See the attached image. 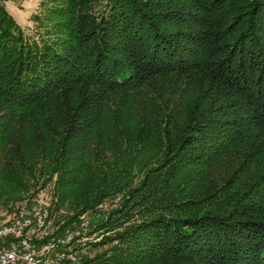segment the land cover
<instances>
[{"label":"trees","instance_id":"16d2710c","mask_svg":"<svg viewBox=\"0 0 264 264\" xmlns=\"http://www.w3.org/2000/svg\"><path fill=\"white\" fill-rule=\"evenodd\" d=\"M6 1L0 207L111 202L78 264H264V0Z\"/></svg>","mask_w":264,"mask_h":264},{"label":"built area","instance_id":"2783aa9c","mask_svg":"<svg viewBox=\"0 0 264 264\" xmlns=\"http://www.w3.org/2000/svg\"><path fill=\"white\" fill-rule=\"evenodd\" d=\"M88 226L82 219L81 231L65 228L33 199L0 223V264H78L88 253V246L78 243Z\"/></svg>","mask_w":264,"mask_h":264},{"label":"rangeland","instance_id":"374dc122","mask_svg":"<svg viewBox=\"0 0 264 264\" xmlns=\"http://www.w3.org/2000/svg\"><path fill=\"white\" fill-rule=\"evenodd\" d=\"M41 1L42 0H8L2 3V5H4L6 11L11 15V17L15 20L16 24L19 26V28L24 32V34L27 37L36 38L37 36L35 32L36 23H34L32 17L34 15L42 14L41 6H40ZM35 199L40 200L43 204L47 206L50 199L48 191L46 190L39 193L37 198ZM29 203H26L25 201L22 202L21 204H17L15 206L14 213L16 212L19 206ZM111 207H112V203L107 201L97 208L95 215H93L94 213H89L83 216L82 219H86L89 222L90 217L92 215L93 218H96V216L98 217L99 214L106 213ZM13 215L8 214L7 211H5L3 208L0 207V223L6 222V220H8L9 217H12ZM76 230L81 231L82 229L78 227ZM88 233H89V228L85 229L84 235H82L78 241L79 244H82L83 246H88L99 240V238H96L95 235L87 236Z\"/></svg>","mask_w":264,"mask_h":264}]
</instances>
